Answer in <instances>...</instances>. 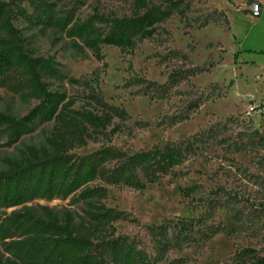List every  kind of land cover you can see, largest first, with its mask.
Returning <instances> with one entry per match:
<instances>
[{"label":"trees","instance_id":"trees-1","mask_svg":"<svg viewBox=\"0 0 264 264\" xmlns=\"http://www.w3.org/2000/svg\"><path fill=\"white\" fill-rule=\"evenodd\" d=\"M64 1L0 0V86L23 101H35L20 116L0 112V132L5 138L0 146L15 144L37 124L50 125L40 143L22 145L1 159L0 264H199L166 255L182 244L208 238L217 227H205L200 218L166 219L145 225V243L117 231L116 221L137 220L108 206L106 199L110 185L143 188L180 165L197 152L202 137L218 131V124L150 149L101 145L79 154L75 149L88 142L122 132L125 109L105 100L97 75L68 76L54 55H36L30 48V34L13 24L17 19L29 30L54 28L67 38L79 39L101 58L102 45L131 52L139 39L155 33L158 23L174 13L184 17L188 0H132L128 14L95 10L85 18L75 16L72 9L59 14ZM236 58L235 52L234 62ZM207 69L171 70L163 83L144 81L140 90L163 98L189 75ZM66 83L80 89L67 94ZM197 107V101L189 102L188 113ZM186 112L181 118L188 116ZM37 198L68 199V205L29 204ZM7 208L11 210L3 213ZM247 256L250 264H264V254L257 255L251 248H243L233 259L238 262Z\"/></svg>","mask_w":264,"mask_h":264},{"label":"rangeland","instance_id":"rangeland-1","mask_svg":"<svg viewBox=\"0 0 264 264\" xmlns=\"http://www.w3.org/2000/svg\"><path fill=\"white\" fill-rule=\"evenodd\" d=\"M251 1L188 0L184 17L174 13L158 23L155 33L139 39L131 52L102 45L101 58L79 39L67 38L54 28L29 30L24 22L13 21L16 27L30 34V48L36 55H54L68 76L97 75L105 100L123 107L127 113L122 132L109 139L90 141L75 149L77 153H88L101 145L150 149L166 142H179L218 124L215 134L202 137L195 154L145 187L108 186L106 204L137 220L116 221L117 231L137 236L145 243L148 241L145 225L166 219L200 218L205 227H217L218 231L206 239L169 250L166 258L183 257L188 263L199 264H250L248 256L238 262L233 258L243 248L264 254V101L244 106L241 100L247 89L243 82L228 90L235 70L230 60L232 40L225 7L230 4L239 7V3ZM131 2L65 0L59 5V14L68 9L79 18L95 10L128 14ZM230 16L233 23L246 25L248 35L263 26L253 16L245 19L233 13ZM205 19L207 24H203ZM258 40L259 44L264 43L263 38ZM254 55L252 52L243 56ZM256 55L264 54L256 52ZM191 66L208 69L189 75L171 87L163 98L150 97L140 90L144 81L163 83L171 70ZM64 89L67 94H76L80 88L66 83ZM192 101H197L198 107L188 113L187 106ZM34 103V100L23 101L0 86V112L20 116ZM185 112L188 116L181 118ZM49 127L37 124L15 144L0 146V164L4 156L12 155L22 145L40 143ZM4 141L0 132V142ZM67 203L68 199L37 198L29 204L60 208ZM10 210L2 209V212Z\"/></svg>","mask_w":264,"mask_h":264},{"label":"crops","instance_id":"crops-1","mask_svg":"<svg viewBox=\"0 0 264 264\" xmlns=\"http://www.w3.org/2000/svg\"><path fill=\"white\" fill-rule=\"evenodd\" d=\"M259 1L261 11L258 16H253L250 13V4L246 2L240 4L239 7L230 6L225 7L227 19L229 21V31L231 32V50L230 60L235 70L233 77H230L228 90L235 86L238 82H243L244 87L247 89L243 95V105L256 104L260 101H264V55H256V52L264 54V43L259 44V38H263L264 41V0H252ZM238 2H236L237 4ZM243 9H246L244 12ZM230 13L237 14L241 19L248 17L253 18L256 22H263V26L256 30L252 35H248L249 31L242 22L233 23ZM229 15V17H228ZM262 45V46H259ZM237 53L236 61H233V53ZM255 54L253 58H246L244 54ZM228 93V91H227Z\"/></svg>","mask_w":264,"mask_h":264},{"label":"built area","instance_id":"built-area-1","mask_svg":"<svg viewBox=\"0 0 264 264\" xmlns=\"http://www.w3.org/2000/svg\"><path fill=\"white\" fill-rule=\"evenodd\" d=\"M250 13L253 16H258L261 11V4L259 1H251L250 3Z\"/></svg>","mask_w":264,"mask_h":264}]
</instances>
